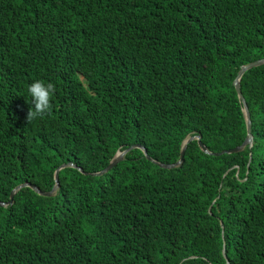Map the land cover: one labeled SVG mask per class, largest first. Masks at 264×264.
<instances>
[{
    "label": "trees",
    "instance_id": "16d2710c",
    "mask_svg": "<svg viewBox=\"0 0 264 264\" xmlns=\"http://www.w3.org/2000/svg\"><path fill=\"white\" fill-rule=\"evenodd\" d=\"M258 58L264 0H0V264H264Z\"/></svg>",
    "mask_w": 264,
    "mask_h": 264
},
{
    "label": "water",
    "instance_id": "95a60500",
    "mask_svg": "<svg viewBox=\"0 0 264 264\" xmlns=\"http://www.w3.org/2000/svg\"><path fill=\"white\" fill-rule=\"evenodd\" d=\"M264 62V58H258V59H254V60H251L247 63H244V64H241L236 72V75L235 77L233 78L232 80V83L234 85V89L236 91V94H237V97L240 99L241 101V104H242V112H243V116H244V120H245V128H246V133H245V136L243 138V140L241 141L240 144L238 145H235L233 147H229V148H225V149H221L220 151L218 152H212L214 154H219L221 152H234V151H237L239 149H241L243 147L244 144H247L248 146L251 145L252 143V135H251V132H250V119H249V112H248V108H247V105H246V102L242 96V93L240 91V87H239V82H238V79L241 75V73L251 67V66H254V65H257L259 63H262ZM192 138H195L197 140V143H198V146L205 152H209L206 147L203 145V143L200 141V136L199 134H194V135H189L187 136L181 143V148H180V151H179V156H178V159L173 162V163H169V164H165V163H160L161 165L165 166V167H170V166H174V165H178L180 162H181V159H182V155H183V148H184V145H185V142L188 141L189 139H192ZM132 146H137L139 148H141L142 152L144 153V155L151 159L150 156L146 153L145 151V148L141 145H138V144H132L130 145L129 147H132ZM129 147H126L122 150H116L114 152V154L111 156V158L109 159V161L107 162V164L99 171H97L96 173L99 174L105 170H107L112 164H114L118 159H120L123 155V153L129 148ZM249 160V159H248ZM248 160H247V163H248ZM66 164H71V165H74L72 164L71 162H65V163H61L59 164L54 172H53V180H54V183L51 187L50 190L48 191H40L34 184L32 183H29V182H21V183H18L16 184L15 186H13L9 192V198L7 200V202H11V199H12V196H13V193L15 192V190L17 188H19L20 186L22 185H29L30 187H32L34 190H36L37 192H41V193H45V194H50L52 192V190L56 187L57 185V170L58 168H60L61 166L63 165H66ZM0 204H3V202H0ZM222 255L224 256V252H223V247H222ZM225 264H228L227 261H225Z\"/></svg>",
    "mask_w": 264,
    "mask_h": 264
},
{
    "label": "clouds",
    "instance_id": "9594fccd",
    "mask_svg": "<svg viewBox=\"0 0 264 264\" xmlns=\"http://www.w3.org/2000/svg\"><path fill=\"white\" fill-rule=\"evenodd\" d=\"M56 88L52 82H45L41 79H35L27 85L30 104L25 119L28 124L36 119H42L45 115H50L53 109L51 103Z\"/></svg>",
    "mask_w": 264,
    "mask_h": 264
}]
</instances>
